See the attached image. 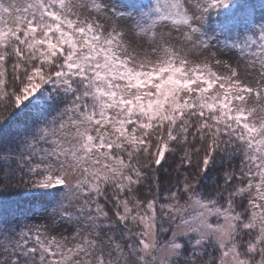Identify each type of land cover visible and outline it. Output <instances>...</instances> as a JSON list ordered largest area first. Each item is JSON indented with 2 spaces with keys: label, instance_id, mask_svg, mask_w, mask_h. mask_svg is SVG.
Here are the masks:
<instances>
[{
  "label": "snow or ice",
  "instance_id": "obj_1",
  "mask_svg": "<svg viewBox=\"0 0 264 264\" xmlns=\"http://www.w3.org/2000/svg\"><path fill=\"white\" fill-rule=\"evenodd\" d=\"M230 4L0 0V264H264V19Z\"/></svg>",
  "mask_w": 264,
  "mask_h": 264
},
{
  "label": "trees",
  "instance_id": "obj_2",
  "mask_svg": "<svg viewBox=\"0 0 264 264\" xmlns=\"http://www.w3.org/2000/svg\"><path fill=\"white\" fill-rule=\"evenodd\" d=\"M126 2L139 3V2H142V0H126ZM145 2H146V0H145ZM237 3H249V4H254L257 7L261 4H263L264 0H232V4L229 5V8L219 10L217 16L214 19L217 22L222 21L224 16L227 14V12L232 8V5H235ZM228 36L235 38L234 33L228 32V33L222 34L220 36V39H224ZM0 201H6L9 203H19L20 206H27L28 197H26L24 195V190L21 189V190H18L17 192H13V193L0 194Z\"/></svg>",
  "mask_w": 264,
  "mask_h": 264
},
{
  "label": "rangeland",
  "instance_id": "obj_3",
  "mask_svg": "<svg viewBox=\"0 0 264 264\" xmlns=\"http://www.w3.org/2000/svg\"><path fill=\"white\" fill-rule=\"evenodd\" d=\"M124 2H126V0H124ZM256 19L257 21L264 19V9L261 8V5L256 7Z\"/></svg>",
  "mask_w": 264,
  "mask_h": 264
}]
</instances>
